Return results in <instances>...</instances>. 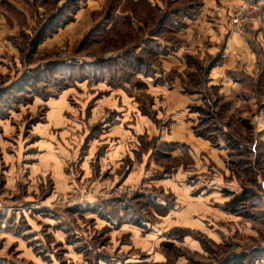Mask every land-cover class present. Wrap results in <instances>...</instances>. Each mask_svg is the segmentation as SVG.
I'll return each instance as SVG.
<instances>
[{
	"label": "rangeland",
	"instance_id": "rangeland-1",
	"mask_svg": "<svg viewBox=\"0 0 264 264\" xmlns=\"http://www.w3.org/2000/svg\"><path fill=\"white\" fill-rule=\"evenodd\" d=\"M262 104L264 0H0V264H264Z\"/></svg>",
	"mask_w": 264,
	"mask_h": 264
},
{
	"label": "built area",
	"instance_id": "built-area-1",
	"mask_svg": "<svg viewBox=\"0 0 264 264\" xmlns=\"http://www.w3.org/2000/svg\"><path fill=\"white\" fill-rule=\"evenodd\" d=\"M244 7H247L250 13H255L256 11H259L258 6L256 5H245ZM236 24L237 21H234ZM252 125L264 135V104H262L258 111L253 115L252 117Z\"/></svg>",
	"mask_w": 264,
	"mask_h": 264
},
{
	"label": "crops",
	"instance_id": "crops-1",
	"mask_svg": "<svg viewBox=\"0 0 264 264\" xmlns=\"http://www.w3.org/2000/svg\"><path fill=\"white\" fill-rule=\"evenodd\" d=\"M225 79H227V77H225Z\"/></svg>",
	"mask_w": 264,
	"mask_h": 264
},
{
	"label": "trees",
	"instance_id": "trees-1",
	"mask_svg": "<svg viewBox=\"0 0 264 264\" xmlns=\"http://www.w3.org/2000/svg\"><path fill=\"white\" fill-rule=\"evenodd\" d=\"M237 260H238V258H237Z\"/></svg>",
	"mask_w": 264,
	"mask_h": 264
}]
</instances>
